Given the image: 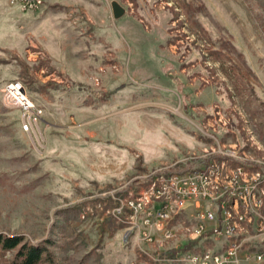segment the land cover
Instances as JSON below:
<instances>
[{"label": "rangeland", "instance_id": "rangeland-1", "mask_svg": "<svg viewBox=\"0 0 264 264\" xmlns=\"http://www.w3.org/2000/svg\"><path fill=\"white\" fill-rule=\"evenodd\" d=\"M11 81L43 109L38 149L1 106ZM226 158L264 185V0H0V235L45 248L39 264H156L184 237L142 240L131 202L156 170Z\"/></svg>", "mask_w": 264, "mask_h": 264}, {"label": "built area", "instance_id": "built-area-1", "mask_svg": "<svg viewBox=\"0 0 264 264\" xmlns=\"http://www.w3.org/2000/svg\"><path fill=\"white\" fill-rule=\"evenodd\" d=\"M8 2L27 12L38 9L46 0ZM6 86L4 102L21 113L25 101L20 84L11 81ZM42 115L43 109L34 103L32 115H21L20 120L37 142L36 149L43 141ZM209 164H217V160ZM204 167L185 172L156 170L149 176L155 191H146L144 197L153 205L147 207L142 199L131 202L135 213H146L145 228L140 231L142 240L159 242L162 247L184 237L182 244L175 245L170 252H156L153 260L156 264H260L263 253L246 247L251 228L264 230V185L259 174L239 164H217V172L204 177ZM225 171H232V179H225ZM123 210L120 206L117 214L121 215ZM225 237H232V245H225ZM215 249H224V257H216Z\"/></svg>", "mask_w": 264, "mask_h": 264}, {"label": "bare ground", "instance_id": "bare-ground-1", "mask_svg": "<svg viewBox=\"0 0 264 264\" xmlns=\"http://www.w3.org/2000/svg\"><path fill=\"white\" fill-rule=\"evenodd\" d=\"M18 84L21 86V95L23 98V101H25V107L21 108V115L22 116H29L32 115L33 112V104L34 102L29 97L27 90L25 86L22 84V82L18 81ZM7 94V86H5V90L3 91L2 99H1V106L4 109H13L12 107H9L7 103L4 102V95ZM29 111L31 113H29ZM21 128L25 132H29L27 130L26 123H20ZM228 158V157H227ZM218 160L217 164L220 165H231L229 163V160ZM217 164H208L206 167H204V177H212V174L217 172ZM225 179H232V171H225ZM148 191H155V184L149 183ZM261 214L264 216V192H261ZM225 245H232V237H225ZM215 256L216 257H224V249H217L215 250Z\"/></svg>", "mask_w": 264, "mask_h": 264}, {"label": "trees", "instance_id": "trees-1", "mask_svg": "<svg viewBox=\"0 0 264 264\" xmlns=\"http://www.w3.org/2000/svg\"><path fill=\"white\" fill-rule=\"evenodd\" d=\"M18 248L12 264H39L47 250L41 246L23 243V238L18 236L0 235V250H15ZM46 257V256H45Z\"/></svg>", "mask_w": 264, "mask_h": 264}, {"label": "water", "instance_id": "water-1", "mask_svg": "<svg viewBox=\"0 0 264 264\" xmlns=\"http://www.w3.org/2000/svg\"><path fill=\"white\" fill-rule=\"evenodd\" d=\"M114 17L116 19L121 18L125 14V9L116 1L112 3Z\"/></svg>", "mask_w": 264, "mask_h": 264}]
</instances>
